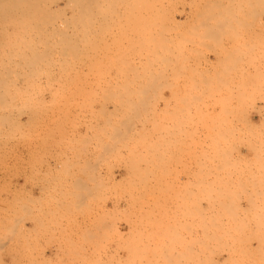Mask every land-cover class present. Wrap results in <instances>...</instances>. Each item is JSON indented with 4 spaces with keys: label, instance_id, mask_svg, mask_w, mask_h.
<instances>
[{
    "label": "rangeland",
    "instance_id": "1",
    "mask_svg": "<svg viewBox=\"0 0 264 264\" xmlns=\"http://www.w3.org/2000/svg\"><path fill=\"white\" fill-rule=\"evenodd\" d=\"M5 1H0V264H264V23L259 22L264 4L139 0V7L131 0H29L28 8L23 0L21 6ZM74 3L90 5L86 10L92 12L74 14ZM218 11L223 15L217 20ZM251 31L255 34L245 38ZM146 55L155 58L156 65L148 61L154 69L146 67ZM211 55L220 65L225 55L255 60L247 67L211 68L204 61ZM242 93L254 99H236ZM199 188L211 191L190 209L188 190ZM224 188L229 195L221 193ZM179 195L183 200L176 206Z\"/></svg>",
    "mask_w": 264,
    "mask_h": 264
},
{
    "label": "bare ground",
    "instance_id": "2",
    "mask_svg": "<svg viewBox=\"0 0 264 264\" xmlns=\"http://www.w3.org/2000/svg\"><path fill=\"white\" fill-rule=\"evenodd\" d=\"M0 1H1V0H0ZM3 1H4V0H3ZM11 1H12V0H11ZM16 1H18V0H16ZM23 1L25 2V4L27 3V5L30 4V3H28L29 0H26L27 2H26L25 0H23ZM30 1H31V0H30ZM36 1H37V0H36ZM36 1H35V2H36ZM38 1H39V0H38ZM99 1H100V0H99ZM111 1H112V0H110V2H111ZM124 1H126V0H124ZM134 1H135V0H131L130 2H131V3H132V2L135 3L134 5H137V6L140 4V3H139V0H136L137 2H136V1L134 2ZM5 2H7V0H6ZM5 2H4V3H5ZM13 2L15 3V1H13ZM41 2H45V1L43 0V1H41ZM70 2H71V0H70ZM70 2H69V3H70ZM74 2H76V1L74 0ZM82 2H84V1L82 0ZM117 2H118V1H117ZM142 2H143V1H141V3H142ZM259 2H260L261 4H264V0H260ZM14 3H13V4H14ZM18 3L20 4L21 1H18ZM32 3H34V1H33ZM37 3H38V2H37ZM37 3H34V4L38 7V6H39V5H38L39 3H38V4H37ZM95 3H96V2H95ZM102 3H103V0H102ZM111 3H112V2H111ZM118 3H119V2H118ZM118 3H117V4H118ZM133 3H132V5H133ZM136 3H137V4H136ZM260 3H259V4H260ZM22 4L24 5L23 2H22ZM44 4H45V3H44ZM70 4H71V3H70ZM74 4H76V3H74ZM77 4H79V3L77 2ZM77 4H76V6L82 5L81 2H80L79 5H77ZM89 4H90V3H89ZM128 4L130 5V3H128ZM15 5H16V7L18 6L17 4H14V6H15ZM23 5H22V6H23ZM72 5H73V3H72ZM72 5H71V6H72ZM86 5H87V4H86ZM91 5H92V4H91ZM140 5H141V4H140ZM140 5H139V7H140ZM20 6H21V4H20ZM68 6H69V4H68ZM73 6H74V5H73ZM73 6H72V7H73ZM76 6H75V8H72V7H71V8L73 9L72 11H73L74 14H84V12H85V13H87V12H88V13H91V12H92V11L89 12V11L86 10V8H87V7L89 8L90 5H89V6H86V8H82V6H81V7H80V6H79V7H76ZM104 6H105V5H104ZM211 6H212V5H211ZM12 7H13V5H12ZM29 7H30V5H28V8H29ZM84 7H85V4H84ZM90 7H91V6H90ZM101 7H102V6H101ZM116 7H117V5H116ZM132 7H134V6H132ZM132 7H131L130 9H132ZM139 7H137V8L139 9ZM213 7H214V6H213ZM216 7H217V6H216ZM3 8H4V7H3ZM19 8H20V7H19ZM24 8H25V5H24ZM38 8H39V7H38ZM91 8H92V7H91ZM137 8H136V6L133 8V9H134V12H135V9H137ZM197 8H198V7H197ZM263 8H264V7H263ZM11 9H15V10H16V8H14V7L11 8ZM34 9H35V7H34ZM106 9L108 10V11L106 10L107 12H110L108 8H106ZM133 9H132V10H133ZM159 9H160V8H159ZM159 9H158V10H159ZM220 9L223 10L224 7L220 6ZM2 10H3V9H2ZM17 10H18V7H17ZM24 10H25V9H24ZM38 10H39V9H38ZM88 10H89V9H88ZM90 10H91V9H90ZM103 10H104V9H103ZM225 10H226V9H224V11H225ZM3 11H4V10H3ZM12 11H13V10H12ZM27 11H28V9H27ZM30 11H31V10H30ZM34 11L39 12V11H37V9H35ZM40 11H41V10H40ZM213 11H214V10H213ZM224 11H223V12H224ZM23 12H24V11H23V9H22V13H23ZM158 12H159V11H158ZM214 12H215V11H214ZM218 12H219V11H218ZM227 12H228V11L226 10V14H227ZM262 12H263V9H262ZM262 12H261V14H262ZM129 13H130V12H129ZM219 13H220V12H219ZM263 13H264V12H263ZM98 14H100V13H98ZM106 14H107V13H106ZM134 14H135V13H134ZM211 14H212V13H211ZM4 15H5V14H4ZM15 15H16V14H15ZM19 15H21V14H19ZM22 15H23V14H22ZM22 15H21V16H22ZM39 15H40V14H39ZM132 15H133V14H131V16H132ZM217 15H218V14H217ZM217 15H216V17H217ZM221 15H223V14L220 13V15L218 16L217 20H218L219 18H221ZM233 15H234V14H233ZM5 16H6V15H5ZM11 16H13V15H11ZM36 16L38 17V15H36ZM41 16H42V14H41ZM131 16H130V17H131ZM228 16L230 17L229 13H228ZM234 16H235V15H234ZM1 17H2V16H1ZM34 17H35V16H34ZM39 17H40V16H39ZM39 17H38V18H39ZM108 17H110V16H108ZM3 18H5V17H3ZM3 18H2V19H3ZM9 18H10V16H9ZM131 18H132V17H131ZM131 18H130V19H131ZM2 19H1V20H2ZM6 19H7V18H6ZM15 19H18V18H15ZM226 19H228V18H225V20H226ZM229 19H230V20H229ZM229 19L226 21L228 27H230L231 25L234 24V23H233V17H232V18H229ZM235 19H236V18H235ZM235 19H234V21H235ZM4 20H5V19H4ZM8 20H9V19H8ZM101 20H102V19H100V22H101ZM221 20L223 21L224 19H221ZM225 20H224V21H225ZM257 20H258V19H257ZM10 21H11V20H10ZM17 21H18V20H17ZM17 21H16V22H17ZM97 21H98V20H97ZM97 21H96V22H97ZM104 21H105V20H103V22H104ZM130 21H131V20H130ZM224 21H223V22H224ZM8 22H9V21H8ZM14 22H15V21L13 20L12 23H14ZM30 22H31V21H30ZM112 22H114V21H112ZM131 22H132V21H131ZM213 22H214V21H213ZM223 22H220V21H219V23H223ZM259 22H261V23L263 24L262 21H259ZM18 23H19V22H18ZM105 23H106V22H105ZM105 23H102V24H105ZM108 23H110V22H108ZM216 23H218V21H216ZM219 23H218L217 25H219ZM226 23L224 22V24H226ZM244 23H245V22H244ZM20 24L22 25L23 23H20ZM100 24H101V23H99L98 25H100ZM112 24H113V23H112ZM119 24H120V23H119ZM229 24H230V26H229ZM245 24H246V23H245ZM124 25H126V24H124ZM180 25H181V24H180ZM257 25H258V23H257ZM260 25H261V24H260ZM18 26H19V25H18ZM29 26L32 27V25H29ZM37 26H39V25H36V27H37ZM93 26H94V25H93ZM107 26H109V25L107 24ZM107 26H106V27H107ZM110 26H112V25H110ZM110 26H109V29H110ZM31 27H30V28H31ZM157 28H158V27H157ZM21 29H22V26H21ZM25 29H26V28H25ZM27 29H28V26H27ZM39 29H40V28L38 27L37 31H38ZM41 29H42V28H41ZM100 29H101V28H100ZM28 30H29V29H28ZM30 30H31V29H30ZM34 30H35V29H33V31H34ZM209 30H210V29H209ZM209 30H208V31H209ZM37 31H36V32H37ZM42 31H43V30H42ZM103 31H105V30H103ZM210 31H213V30H210ZM19 32H20V31H19ZM24 32H26V31H24ZM39 32H40V31H39ZM43 32H46V31L44 30ZM96 32H97V31H96ZM96 32H95V33H96ZM99 32H100V34H102V33H101L102 31H99ZM105 32H106V31H105ZM217 32H218V31H217ZM217 32H216V33H217ZM21 33H22V32H21ZM41 33H42V32H41ZM71 33H72V32H71ZM85 33H86V32H85ZM103 33H104V32H103ZM133 33H134V32H133ZM133 33H132V34H133ZM191 33H192V32H191ZM191 33H190V34H191ZM208 33L210 34V32H208ZM221 33H222V32H221ZM2 34H3V33H2ZM6 34H7V33H6ZM54 34H55V33H54ZM62 34H63L62 36H64V33H62ZM65 34H66V33H65ZM74 34H75V33H74V31H73V34H72V35L74 36ZM80 34H81V33H80ZM83 34H84V32H83ZM86 34H87V33H86ZM96 34H97V33H96ZM100 34H99V35H100ZM107 34H108V33H107ZM217 34H218V33H217ZM222 34H223V33H222ZM37 35H38V34H37ZM72 35H71V36H72ZM99 35H97V36H99ZM105 35H106V34H105ZM105 35L103 36L104 38H105ZM149 35H150V34H149ZM206 35L208 36V34H206ZM66 36H67V34H66ZM66 36H64V38H65ZM71 36L68 35L67 37H69L70 39L67 38L66 40L69 39V41H70V40L72 39V37H73V36H72V37H71ZM77 36H78V35H76V37H77ZM89 36H91V35H89ZM100 36H101V35H100ZM100 36H99V37H100ZM54 37H55V36H54ZM87 37H88V36H87ZM92 37H93V35H92ZM101 37H102V36H101ZM116 37H117V36H116ZM116 37H115V38H116ZM148 37H150V36H148ZM151 37H152V35H151ZM37 38H39V37H37ZM41 38H42V37H41ZM73 38H74V37H73ZM77 38L79 39V36H78ZM104 38H103V39H104ZM153 38H154V37H153ZM209 38H210V40H211V37L208 36V39H209ZM87 39H88V38H87ZM100 39H101V38H100ZM117 39H118V38H117ZM146 39H147V38H146ZM149 39H150V38H148V40H149ZM36 40H37V39H36ZM63 40H64V39H63ZM76 40H77V39L75 38V39H74L75 43H77ZM115 40H116V39H115ZM152 40L154 41V39H152ZM158 40H159L158 42H160V39H158ZM166 40H167V39H166ZM166 40H165V42H167ZM40 41H41V40H40ZM40 41H39V42H40ZM72 41H73V40H72ZM78 41H79V40H78ZM86 41H87V40H86ZM93 41H94V39H93ZM102 41H103V40H101V41H99V42H102ZM108 41H109V40H108ZM117 41H118V40H117ZM64 42H65V40H64ZM66 42H68V41H66ZM133 42H134V41H133ZM151 42H152V41H151ZM165 42H164V43H165ZM62 43H63V42H62ZM85 43H86V42H85ZM87 43H88V41H87ZM130 43H131V42H130ZM149 43H150V41H149ZM44 44H45V43H44ZM66 44H67V43H66ZM68 44H69V43H68ZM68 44H67V45H68ZM73 44H74V43H73ZM145 44H146L147 46H149L147 43H145ZM69 45H70V44H69ZM143 45H144V44H143ZM159 46H160V45H159ZM161 46H163V45H161ZM161 46L158 47V48L160 49ZM145 47H146V46H145ZM163 47L165 48V46H163ZM219 47H220V46H219ZM164 48H161V49L163 50ZM221 48H222V46H221ZM263 48H264V47H263ZM26 49H27V48H26ZM35 49H36V48H35ZM150 49H151V48H150ZM179 49H181V48L179 47ZM216 49H217V48H216ZM141 50H143V49H141ZM164 50H165V49H164ZM170 50H171V49H170ZM170 50H169V51H170ZM222 50L224 51V50H226V49H223V48H222L221 51H222ZM143 51H145V50H143ZM167 51H168V50H166V52H167ZM169 51L167 52L168 54H169ZM177 51H178V50H177ZM162 52H163V51H162ZM35 53H36V52H35ZM143 53H144V52H142V54H143ZM146 53H147V52H146ZM146 53H145V54H146ZM179 53H180V52H179ZM223 53H224V52H223ZM147 54H148V53H147ZM157 54H158V53H157ZM162 54H163V53H162ZM258 54H259V52H258ZM258 54H257V55H258ZM260 54H261V53H260ZM34 55H35V54H34ZM34 55H33V56H34ZM143 55H144V54H143ZM148 55H149V54H148ZM148 55H146V57H147ZM153 55H154V54H153ZM158 55H159V54H158ZM261 55H262V54H261ZM261 55H260V56H261ZM42 56H43V55H42ZM151 56H152V55H151ZM154 56H155V55H154ZM227 56H229V55H225V57H224V58H225V61H224L223 63L221 62V63H222V64L220 65L221 67H222L223 64H224V67H226L225 62L227 61V60H226V57H227ZM263 56H264V55H263ZM263 56L260 57V58H263ZM35 57H36V59H38V58H37V55H35ZM144 57H145V56H144ZM146 57H145V58H146ZM222 57H223V56H222ZM258 57H259V56H258ZM142 58H143V56H142ZM148 58H149V57H147L146 59H148ZM152 58H153V57H152ZM162 58H164V57L162 56ZM36 59H35V60H36ZM146 59H145V60H146ZM159 59H160V58L157 59V62H158ZM167 59H168V58H167ZM228 59H230V58H228ZM149 60L152 61V59L149 58V59L147 60V63H146L147 65L149 64V67H148L147 65H146V67H147V68H150V67L152 66L151 68L154 69L153 64H155V63H154V62H155V58H154V61H152L153 64H150L151 62H148ZM161 60H162V59H161ZM164 60H165V58H164ZM219 60H220V59H219ZM219 60H217V61H219ZM36 61H37V60H36ZM217 61H216V66H215V67H217V66L219 67V64L217 63ZM222 61H223V59H222ZM102 62H103V61H102ZM159 62H160V60H159ZM164 62H165V61H164ZM166 62H169V60L166 61ZM166 62H165V63H166ZM228 62H229V61H228ZM228 62H227V63H228ZM234 62H236V61H233V62H232V60L230 61V64L233 63V65H232L231 67H233L234 65H236L237 62H236L235 64H234ZM142 63H143V62H142ZM162 63H163V61H162ZM178 63H179V62H178ZM210 63H211V62H210ZM214 63H215V62H214ZM217 64H218V65H217ZM259 64H260V63H259ZM142 65H144V63H143ZM155 65H156V64H155ZM158 65H159V64H158ZM169 65H170V64H169ZM211 65H213V64H211ZM262 65H264V64H262ZM227 66L229 67V63H228ZM143 67H145V66H143ZM164 67H167V66L164 65ZM169 67H170V66H169ZM221 67H220V68H221ZM141 68H142V67H141ZM167 68H168V67H167ZM211 68H213V66H212ZM222 68H223V67H222ZM222 68H221V69H222ZM5 69H6V68H5ZM143 69H144V68H143ZM223 69H224V68H223ZM229 69H230V67H229ZM137 70H139V69H137ZM137 70H135V71L137 72ZM165 70H166V69H165ZM168 70H169V69H168ZM216 70H218V69L216 68ZM226 70H228V68H226ZM135 71H134V73L132 72V74L136 75V72H135ZM149 71H150V70L147 71V70L145 69V71H144V72H145V75H148L149 73H148V74H146V73L149 72ZM213 71H215V70H213ZM224 71H225V70H224ZM144 72H143V73H144ZM151 72H152V71H151ZM151 72H150L149 75H152ZM154 72H155V71H153V75H154ZM216 72H217V71H216ZM228 72H229V70H228ZM228 72L225 71V74H226V73L228 74ZM143 73H142V74H143ZM223 73H224V72H223ZM137 74L139 75V71L137 72ZM260 74L262 75L263 73H259L258 75H260ZM223 75H224V74H223ZM136 76H137V75H136ZM174 76H175V75H174ZM263 76H264V74H263ZM242 77H243V76H242ZM258 77H260V76H258ZM169 78H170V77H169ZM223 78H224V77H223ZM243 78H244V77H243ZM260 78L262 79V78H264V77H260ZM210 79H214V77H212V78H210ZM226 79H227V78H226ZM37 80H38V79H37ZM128 80H129V79H128ZM131 80H133V79H131ZM131 80H130V81H131ZM136 80H138V79H136ZM215 80H216V79H215ZM242 80H243V79H242ZM257 80H258V79H257ZM262 80H263V79H262ZM123 81H126V79H124ZM138 81H139V80H138ZM158 81H159V80H158ZM223 81H224V80H223ZM223 81L220 82L221 85H222ZM227 81H228V80H227ZM246 81L250 82L249 80H245V82H246ZM259 81H261V80L259 79ZM127 82H128V81H127ZM132 82H133V81H132ZM211 82H212V81H211ZM225 82H226V81H225ZM212 83H213V82H212ZM206 84H207V82L205 83V85H206ZM4 85H6V80H5V84H4ZM100 86H101V85H100ZM208 86H209V85H208ZM210 86H212V85H210ZM217 87H218V86H217ZM217 87H216V89H217ZM219 87H222V86H219ZM10 88H11V87H10ZM100 89H101V87H100ZM102 89H103V88H102ZM205 89H206V88H205ZM214 89H215V88H214ZM218 89H219V88H218ZM5 90H6V89H5ZM194 90H197V88H195ZM104 91H105V90H104ZM218 94L220 95L221 93H218ZM140 95H141V94H140ZM140 95H139V97H140ZM214 95H215V94H214ZM141 96H142L141 98H143V99L141 100V103L143 104V102H144L143 100H144L145 94H143V95H141ZM149 96H150V95H149ZM161 96H162V95H161ZM163 96H164V95H163ZM243 96H244V95H243ZM252 96H253V95H252ZM252 96H250V97L252 98ZM131 97H134V96L131 95ZM137 97H138V95H137ZM137 97L135 96L136 99H137ZM150 97H151V96H150ZM150 97L147 96V98H150ZM157 97H158V95H157ZM157 97H156V98H157ZM171 97H172V96H171ZM203 97H204V96H203ZM232 97H233V96H232ZM240 97H241V96L236 97V99H238V98H240ZM250 97H249V98H250ZM141 98H140V99H141ZM158 98H159V97H158ZM190 98H191V97H189V99H190ZM197 98H199V97H197ZM206 98H207V97H206ZM210 98H211V97H210ZM234 98H235V97H234ZM246 98H247V97H246ZM246 98L243 97V100L246 99ZM249 98H247L246 100H250V99H251V98H250V99H249ZM164 99H165V98H164ZM172 99H173V98H172ZM184 99H185V98H184ZM184 99H183V100H184ZM252 99H254V96H253ZM130 100H131V99H130ZM132 100H133V99H132ZM138 100H139V99H138ZM138 100H137V101H138ZM147 100H148V99H147ZM147 100H146V101H147ZM162 100H163V99H162ZM210 100H211V99H210ZM222 100H223V99H222ZM246 100H245V101H246ZM133 101H134V100H133ZM158 101H161V100H158ZM170 101H171V100H170ZM172 101H173V100H172ZM172 101H171V102H172ZM179 101H180V100H179ZM181 101H182V100H181ZM181 101H180V102H181ZM185 101H186V100H184V102H185ZM218 101H219V100H218ZM240 101H242L241 98H240ZM126 102L129 104V106L132 105L133 107H135L134 104H136V103H135L136 100H135L134 103H132V101H131V103H129L128 101H126ZM164 102H165V100H164ZM164 102H163V103H164ZM174 102H175V101H174ZM184 102L182 101V103H184ZM192 102H193V101H192ZM194 102H195V101H194ZM213 102H214V101H213ZM237 102H239V101H237ZM169 103H170V102H169ZM169 103H168V104H169ZM175 103H176V102H175ZM185 103H186V102H185ZM240 103H241V102H240ZM247 103H248V102H247ZM104 105H105V104H104ZM104 105H103V106H104ZM175 105H176V104H175ZM194 105H195V104H194ZM240 105H242V104H240ZM163 106H164V105H163ZM254 106H255V105H254ZM130 107H131V106H130ZM133 107H132V108H133ZM165 107H166V106H165ZM199 108H200V107H199ZM251 108L253 109V107H251ZM167 109H168V108H167ZM173 110H174V108H173ZM196 110H197V109H196ZM132 111H133V114H134L135 111H134V110H131V112H132ZM129 112H130V111H129ZM194 112H195V111H194ZM196 112H197V111H196ZM160 113L163 114L162 112H160ZM221 113H222V115H223L224 111L221 112ZM245 113H246V112H245ZM131 114H132V113H131ZM135 114H137V113L135 112ZM135 114H134V115H135ZM165 114H168V112H165ZM165 114H164V115H165ZM169 114H171V113L169 112ZM169 114H168V115H169ZM219 114H220V113H219ZM134 115H133V116H130V117H134ZM142 115H143V114H142ZM197 115H198V113H197ZM95 116H96V115H95ZM126 116H127V115H126ZM166 116H167V115H166ZM172 116H173V115H172ZM181 116H182V115H181ZM102 117H103V116H102ZM115 117H116V116H115ZM115 117H114V118H115ZM122 117H123V116H122ZM130 117H129L128 119H131ZM159 117H160V116H159ZM170 117H171V115H170ZM173 117H174V116H173ZM194 117H195V116H194ZM106 118H107V116H106ZM106 118H105V120L107 121L108 119H106ZM134 118H135V117H134ZM136 118H138V115H136ZM176 118H177V117H176ZM195 118H196V117H195ZM197 118H198V117H197ZM126 119H127V118H126ZM128 119L126 120V122L128 121ZM140 119H143L142 116H141ZM144 119H145V118H144ZM163 119H164V118H163ZM163 119H162V120H163ZM208 119H209V118H208ZM102 120H103V119H102ZM112 120H113V119H112ZM116 120H117V119H116ZM168 120H169V119H168ZM168 120H167V121H168ZM184 120H185V119H184ZM184 120H183V121H184ZM210 120H212V119H210ZM103 121H104V120H103ZM106 121L104 122V123H106L105 125H107V122H106ZM129 121H130V120H129ZM134 121H135V120H134ZM134 121H133V122H134ZM136 121H137V120H136ZM140 121H141V120H140ZM155 121H156V120H155ZM181 121H182V120H181ZM194 121H195V120H194ZM196 121H197V120H196ZM215 121H216V120H215ZM109 122H111V120H110ZM124 122H125V121H124ZM163 122H164V121H163ZM200 122H201V121H200ZM200 122H197V123H200ZM213 122H214V121H213ZM104 123H102V124H104ZM117 123H118V121H117ZM121 123H122V121H121ZM130 123H131V122H130ZM140 123H141V124H144V123H142V122H140ZM140 123H138V124H140ZM148 123H151V122H148ZM153 123H154V122H153ZM164 123H165V122H164ZM203 123H204V122H203ZM123 124H124V123H122V126H123ZM165 124H166V123H165ZM180 124H181V123H180ZM180 124H179V125H180ZM194 124H195V123H194ZM108 125H109V124H108ZM117 125H118V124H117ZM135 125H136V124L134 123V126H135ZM179 125H178V126H179ZM181 125H182V124H181ZM181 125L179 126V128H177L178 130L180 129ZM195 125H196V124H195ZM103 126H104V125H103ZM103 126H102V128H104ZM109 126H110V125H109ZM109 126H108V127H109ZM124 126H125V125H124ZM124 126H123V127H124ZM128 126H129V124H128ZM130 126H131V125H130ZM207 126H208V125H207ZM123 127H122V128H123ZM152 127H153V128H151V129H152L153 132H154V125H153ZM164 127H165V126H164ZM164 127H163V128H164ZM102 128H101V129H102ZM129 128H130V127H128L127 129H129ZM144 128H145L144 131L146 130L145 132H147V129H149V128L146 129V127H144ZM165 128H167V126H166ZM127 129H126V130H127ZM130 129H132V128H130ZM120 130H121V128H120ZM123 130H124V129H123ZM126 130H125V131H126ZM152 130H151V131H152ZM162 130H163V129H162ZM175 130H176V129H175ZM211 130H212V129H211ZM211 130H210V131H211ZM116 131L118 132L119 129H118V130L116 129ZM181 131H182V130H181ZM119 132L121 133V131H119ZM198 132H199V131H198ZM212 132H213V131H212ZM115 133H116V132H114L113 135H115ZM142 133H143V132H142ZM142 133L139 134V135H142V136H143ZM150 133H151V132H150ZM150 133H149V135H148V136H149L148 138L151 137V136H150ZM195 133H196V132H195ZM222 133H223V131H222ZM128 134H129V133H128ZM128 134H127V132H126V135H128ZM144 134H145V135L143 136V139H144V137L146 138V135H147L146 133H144ZM181 134H182V133H181ZM113 135H112V137H113ZM131 135L134 137L135 134H134V135L131 134ZM139 135H138V136H139ZM152 135H153V134H152ZM178 135H179V134H178ZM132 136H131V138H132ZM136 136H137V135H136ZM142 136H140L139 139H142V138H141ZM194 136H195V135H194ZM217 136H220V135L218 134ZM221 136H222V135H221ZM112 137H111V139H109V140L113 141V140L115 139V138L112 139ZM115 137H117V135H116ZM122 137L124 138V136H122ZM126 137H127V136H126ZM128 137H129V135H128ZM223 137H224V136H223ZM245 137H246V136H245ZM245 137H244V138H245ZM119 138H120V137H119ZM131 138H130V140H131ZM134 138H136V137H134ZM221 138H222V137H221ZM117 139H118V138H117ZM150 139H151V138H150ZM118 140H119V139H118ZM151 140H152V139H151ZM159 140H161V139L159 138ZM174 140H176V139H174ZM116 141H117V140H116ZM136 141H137V140L135 139V143H136ZM140 141H141V140H139V142H140ZM113 142H114V141H113ZM139 142H138V143H139ZM141 142H142V141H141ZM141 142H140V143H141ZM160 142H161V141H160ZM178 142H179V141H178ZM178 142L176 141L175 143H178ZM130 143H131V141H130ZM138 143H137V144H138ZM143 143H144V144H143ZM143 143H142V145H145V142H143ZM161 143H162V142H161ZM161 143H158V142H157V144H155V143L153 142L152 145H153V147H154V146H157V147H158V145L161 144ZM175 143H174V144H175ZM111 144H112V143H111ZM118 144H119V143H117V145H118ZM149 144H151V142H150ZM149 144H148V146H150ZM162 144H164V143H162ZM162 144H161V145H162ZM174 144H172V150H174V148H175V147H174ZM182 144H183V143H182ZM203 144H204V143H203ZM114 145H115V144H114ZM131 145H132V144H131ZM131 145H130V146H131ZM152 145H151V146H152ZM170 145H171V144H170ZM175 145L177 146V144H175ZM133 146H134V145H133ZM133 146H132V147H133ZM135 146H136V145H135ZM178 146H179V145H178ZM180 146H181V145H180ZM136 147H137V146H136ZM144 147H145V146H144ZM144 147H143V148H144ZM157 147H156V148H157ZM140 148H141V145H140ZM147 148H148V147H147ZM227 148H228V147H227ZM215 149H216V147H215ZM219 149H220V148H219ZM126 150H127V148H126ZM137 150H138V149H137ZM143 150H145V149H143ZM151 150L155 151L154 149H151ZM217 150H218V149H217ZM101 151H102V149L100 150V152H101ZM149 151H150V150H149ZM157 151H158V149H157ZM174 151H175V150H174ZM215 151H216V150H215ZM215 151H214V152H215ZM150 152H151V151H150ZM170 152H171V148L168 149V151H166L165 154H166V155H167V154H170ZM177 152H178V151H177ZM128 153H129V152H128ZM138 153H139V152H138ZM138 153H136V154L138 155ZM151 153H152V154H151ZM151 153H150V154H151L152 156H156V155H158V154H155V153H154V154H155V155H154L153 152H151ZM102 155H103V154H102ZM108 155H109V154H108ZM115 155H116V154H115ZM128 155H129V154H128ZM130 155H132V153H131ZM140 155H141V156H140ZM140 155H138V156H136V157H139V156L142 157V156H143L142 160L144 159V160L148 161L147 159L144 158L145 155H147L146 157H149L148 154H146V152H145V155H143V154H141V153H140ZM96 156H97V155H96ZM164 156H165V155H164ZM167 156H168V155H167ZM220 156H222V155H220ZM101 157H102V156H101ZM104 157H106V156L104 155ZM132 157L135 158L134 156H132ZM140 157H139V158H140ZM96 158H97V157H96ZM102 158H103V157H102ZM108 158H109V157H108ZM124 158H125V157H124ZM139 158H138V159H139ZM149 158H150V157H149ZM180 158H181V157H180ZM217 158H218V157H217ZM220 158H222V157H220ZM113 159L116 160L115 158H113ZM127 159H128V158H127ZM138 159H136V160H138ZM150 159H151V158H150ZM154 159H155V158H154ZM175 159H176V158H175ZM103 160H104V159H103ZM139 160H141V159H139ZM142 160H141V162H142ZM166 160H167V159H166ZM178 160H179V157H178ZM220 160H222V159H220ZM48 161H49V160H48ZM99 161H102V159L99 160ZM128 161H130V160L128 159ZM133 161H135V159H133ZM146 161H143V162H146ZM150 161H151V160H150ZM209 161H212V159L209 160ZM216 161H217V160H216ZM218 161H219V160H218ZM97 162H98V161H97ZM123 162H124V161H123ZM130 162H131V161H130ZM143 162H142V163H143ZM154 162H155V161H154ZM164 162H165V160H164ZM166 162H167V161H166ZM166 162H165V163H166ZM173 162H174V160H173ZM173 162H171V163H173ZM175 162H176V161H175ZM178 162H179V164H180L181 161H178ZM200 162H201V161H200ZM124 163H126V160H125ZM176 163H177V162H176ZM176 163H175V164H176ZM114 164H115V163H114ZM146 164H147V163H146ZM154 164H155V163H154ZM179 164L176 165V166H180V165L183 166L182 164H180V165H179ZM233 164H234V162H233ZM152 165H153V164H152ZM156 165H157V163H156ZM184 165H185V164H184ZM197 165H198V163H197ZM215 165H216V164H215ZM111 166H112V165H111ZM120 166H121V165H120ZM126 166H127V165H126ZM126 166H125V167H126ZM135 166H138V165H135ZM150 166H151V164H150ZM167 166H168V165H167ZM198 166H200V165H198ZM233 166H234V165H233ZM141 167H142V166H141ZM152 167H153V166H152ZM159 167H160V165H158V168H159ZM168 167H169V166H168ZM215 167H216V166H215ZM116 168H117V167H116ZM158 168H157V169H158ZM162 168L164 169V167H162ZM135 169H136V168H135ZM135 169H134V167H133L131 170H134V171H135ZM138 169H139V166H138ZM138 169H137V171H139ZM166 169H167V168H166ZM146 170H147V169H146ZM137 171H135V172L137 173ZM216 171H217V170H216ZM111 172H112V171H111ZM135 172H134V173H135ZM139 172H140V171H139ZM139 172H138V174H139ZM143 172H144V173H142V174H145V171H143ZM131 173H132L133 175H135L133 172H131ZM153 173H154V172H153ZM198 173H200V172H198ZM198 173H197V174H198ZM132 174H130V176H131ZM197 174H196V176H197ZM112 175H113V174H112ZM198 175H199V174H198ZM247 175H248V174H247ZM196 176H195V178H196ZM245 176H246V175H245ZM249 176H251L250 173H249ZM247 177H248V176H247ZM129 178H130V177H129ZM136 178H137V176H136ZM151 179H152V178H151ZM151 179H149V183H150V180H151ZM147 180H148V179H147ZM113 181H114V180H113ZM261 181H262V180H260V182L258 183V185L261 183ZM119 182H120V181H119ZM130 182H131V180H130ZM133 182H135V181H133ZM140 182H141V181H140ZM144 182H145V181H144ZM144 182H143V183H144ZM146 182H147V181H146ZM146 182H145V183H146ZM141 183H142V182H141ZM160 183H161V181H160ZM114 184H115V183H114ZM126 184H127V183H126ZM134 184H135V183H134ZM134 184H133V185H134ZM161 184H162V183H161ZM255 184H256V183H255ZM130 185H131V184H129L128 187H129ZM145 185H146V184H145ZM145 185H144V186H145ZM210 185H211V184H210ZM213 185H214V184H213ZM258 185H257V186H258ZM144 186H143V187H144ZM146 186H147V185H146ZM199 186H200V185H199ZM199 186H198V187H199ZM255 186H256V185H255ZM255 186H254V187H255ZM117 187H118V186H117ZM131 187H132V185H131ZM138 187H139V186H138ZM152 187H153V186H152ZM200 187H201V186H200ZM206 187L208 188L209 186L207 185ZM210 187H211V186H210ZM129 188H130V187H129ZM149 188H150V186H149ZM153 188H154V187H153ZM226 188H227V187H226ZM226 188H224V189L221 191V193H225ZM106 189H107V188H106ZM118 189H119V188H118ZM219 189H220V188H219ZM219 189H218V191H219ZM119 190H120V189H119ZM137 190H138V188H137ZM208 190L211 191L210 189H208ZM208 190L206 189L205 192L203 193V190H202L201 188H199L198 191H195V192H194V194H193V198H192V192H191V190H190V191L188 190L189 195H191L190 197H188V198H190V199H189V202H188V203L190 204V205H189L190 209L192 208V205H191L192 203L195 204V206H196L197 204H201V203H202V200H203L204 198L202 199L200 196H202L203 194L205 195V198H208V194L210 193ZM224 190H225V191H224ZM227 190H228V189H227ZM107 191H108V190H107ZM131 191H132V190H131ZM131 191H130V192H131ZM148 191H149V190H148ZM218 191H217V192H218ZM223 191H224V192H223ZM236 191H237V190H236ZM236 191H235V192H236ZM100 192H101V191H100ZM114 192H115V191H114ZM150 192H151V191H150ZM159 192H162V190L159 191ZM186 192H187V191H186ZM186 192L184 193V195L188 194V193H186ZM217 192H216V193H217ZM219 192H220V191H219ZM227 192L229 193L230 191H227ZM231 192H234V191L231 190ZM242 192H245V191L243 190ZM256 192H259V191H256ZM155 193H156V192H155ZM216 193L214 194V191H213L212 195H213V194L216 195ZM221 193H220L219 195H223V194H221ZM228 193H225V195L227 196ZM145 194H147L146 191H145ZM152 194H154L153 191H152ZM217 194H218V193H217ZM233 194H237V193H233ZM150 195H151V194H150ZM184 195H183V196H184ZM189 195H188V196H189ZM219 195H218V197H220ZM228 195H229V194H228ZM230 195H231V194H230ZM146 196H147V195H146ZM179 196H180V195H179ZM150 197H151V196H150ZM180 197H181V198H180ZM180 197H179V200L177 199L178 201L175 199V202H173L175 205H178V202H180V200H181V201L183 200V199H182V196H180ZM184 197H185V196H184ZM216 197H217V196H216ZM209 198H211V197H209ZM149 199H150V198H149ZM152 199H153V197H152ZM186 199H187V198H186ZM217 200H218V199H217ZM184 201H185V200H184ZM187 201H188V200H187ZM187 201H185V203H186ZM205 201L208 202V200H205ZM213 201H215V200H213ZM153 202H154V201H152V203H153ZM155 202H156V201H155ZM203 202H204V200H203ZM206 202H205V203H206ZM209 202H210V201H209ZM147 204H148V203H147ZM150 204H151V203L148 204V207H149ZM152 205H153V204H152ZM152 205H151V206H152ZM157 205H158V204H157ZM153 206H154V205H153ZM155 206H156V205H155ZM179 206H180V205H179ZM156 207H157V206H156ZM161 207H162V206H161ZM161 207H160V208H161ZM180 207H181V206H180ZM186 208H187V207H186ZM186 208H184V209L187 210ZM177 209H178V208H177ZM164 210H165V209H164ZM179 210H180V209H179ZM182 210H183V209H182ZM188 211H189V209H188ZM191 211H193V210H191ZM189 212H190V211H189ZM183 213H184V212H183ZM183 213H182V214H183ZM184 214L186 215V213H184ZM184 214H183V215H184ZM97 215H98V214H97ZM183 217H184V216H183ZM183 217H182V218H183ZM183 219H184V218H183ZM174 220H175V218H174ZM160 223H161V222H160ZM163 224H164V223H163ZM163 224H162V225H163ZM149 225H150V224H149ZM159 227H160V226H159ZM159 227H158V228H159ZM180 227H181V226H180ZM169 230H172V229L169 228ZM169 230L166 231V234H169V232H168ZM157 231H158V230H157ZM176 231H177V230H176ZM167 232H168V233H167ZM152 233H153V232H152ZM119 234H120V233H119ZM140 234H141V233H140ZM155 234H156V233H155ZM155 234H154V235H155ZM163 234H164V233H163ZM166 234H165L164 236H166ZM176 234H179V233H176ZM176 234H175V235H176ZM141 235H142V234H141ZM157 235H158V234H157ZM148 236H149V235H148ZM148 236H147V237H148ZM119 237H120V236H119ZM153 237H154V236H153ZM158 237H159V236H158ZM161 237H162V236H161ZM148 238H149V237H148ZM159 239H161V238L159 237ZM134 240H135V239H134ZM134 240H133V242L135 243L136 240H135V241H134ZM174 240H176V239H174ZM148 241H149V240H148ZM242 242H243V241H242ZM263 242H264V241H263ZM243 243H244V242H243ZM163 244H164V243H163ZM241 244H242V243H241ZM244 244H245V243H244ZM161 247H162V246H161ZM163 247H164V246H163ZM165 247H166V246H165ZM158 249H159V248H158ZM167 249H168V248H167ZM155 250H157L156 247H155ZM159 250H160V249H159ZM164 251H165V250H164ZM155 252H156V251H155ZM155 252H154V253H155ZM158 255H159V254H158ZM158 255H157V256H158ZM159 256H161V255H159ZM243 256H244V255H243ZM248 256H249V255H248ZM108 257H109V256H108ZM146 257H147V256H146ZM238 257H239V256H238ZM132 258H133V257H132ZM137 258H138V257H137ZM141 258H142V256H141ZM242 258H243V257H242ZM248 258H250V257H248ZM248 258H247V259H248ZM124 262H125V261H124ZM231 262H233V261H231Z\"/></svg>",
    "mask_w": 264,
    "mask_h": 264
},
{
    "label": "crops",
    "instance_id": "3",
    "mask_svg": "<svg viewBox=\"0 0 264 264\" xmlns=\"http://www.w3.org/2000/svg\"><path fill=\"white\" fill-rule=\"evenodd\" d=\"M234 35H235V37L236 38H239V36L241 35L242 36V38H243V32H238V30H235L234 32ZM255 34V32H253V31H251V32H247L246 33V37L245 38H248L249 36H250V34L252 35V34ZM258 34H259V32H257ZM244 39V38H243ZM248 44V43H247ZM243 48V47H242ZM218 59L215 57V56H213V55H211V56H209V57H207L206 59H204V61L206 62V65H208V66H216V61H217ZM232 60V62L233 61H236V62H234V64L236 63V65H234L235 67H247V66H250V65H253V63L251 62V60L252 61H254L255 60V58H253V59H249V58H247V59H241V60H239V59H227V61L225 62V65L227 66L228 65V63H229V66H232L233 65V63H231L230 64V61ZM229 61V62H228ZM211 62V63H210ZM215 62V63H214ZM228 62V63H227ZM217 63L220 65V63H219V61H217ZM211 64H213V65H211ZM217 64V65H218ZM261 64V63H260ZM262 64H264V63H262ZM224 65V64H223ZM244 94L242 93L240 96V98L241 99H243V97H246V95H244ZM236 97H239V96H236ZM261 108V107H260ZM256 114H259L258 112L256 113ZM256 123L257 124H259L260 122H259V120L258 121H256ZM50 256V252H48L47 253V255H46V257H49Z\"/></svg>",
    "mask_w": 264,
    "mask_h": 264
},
{
    "label": "flooded vegetation",
    "instance_id": "4",
    "mask_svg": "<svg viewBox=\"0 0 264 264\" xmlns=\"http://www.w3.org/2000/svg\"><path fill=\"white\" fill-rule=\"evenodd\" d=\"M263 23H264V18H263V21H262ZM191 184V183H190ZM194 186H195V181H194ZM175 191H173V193H174ZM193 194H194V192H192V198H193ZM177 200V199H176ZM175 205V204H174ZM192 206L194 205V204H191ZM177 206V205H176Z\"/></svg>",
    "mask_w": 264,
    "mask_h": 264
}]
</instances>
